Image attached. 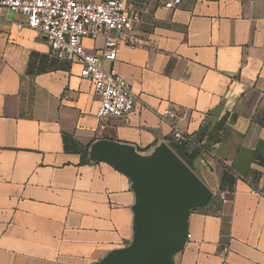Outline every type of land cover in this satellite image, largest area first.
Masks as SVG:
<instances>
[{"label":"crops","instance_id":"0c3cea01","mask_svg":"<svg viewBox=\"0 0 264 264\" xmlns=\"http://www.w3.org/2000/svg\"><path fill=\"white\" fill-rule=\"evenodd\" d=\"M167 1L129 0L143 45L104 65L132 86L128 125L100 119L80 66L1 16L0 264H99L129 246L132 182L89 152L109 140L149 154L170 137V107L186 112V153L214 194L190 213L174 264H264V197L252 194L264 192V0ZM84 45L99 55L104 40Z\"/></svg>","mask_w":264,"mask_h":264},{"label":"built area","instance_id":"2783aa9c","mask_svg":"<svg viewBox=\"0 0 264 264\" xmlns=\"http://www.w3.org/2000/svg\"><path fill=\"white\" fill-rule=\"evenodd\" d=\"M129 0H0V18L3 12H13L23 21L16 22L18 30L30 29L37 32L48 44L51 55L60 60L80 66V78L91 83L101 99L97 116L100 119L115 118L128 125L136 106V97L130 83L116 71L106 70V62H115L120 45L136 48L143 41L135 33L141 15L129 13ZM181 0L165 2L166 9H173ZM104 40L99 55L86 51L84 42ZM186 112L167 108L163 120L169 122L171 134L167 144H186L191 137L182 130L181 121ZM252 194L264 197L257 189ZM223 201L226 198L222 197Z\"/></svg>","mask_w":264,"mask_h":264},{"label":"water","instance_id":"95a60500","mask_svg":"<svg viewBox=\"0 0 264 264\" xmlns=\"http://www.w3.org/2000/svg\"><path fill=\"white\" fill-rule=\"evenodd\" d=\"M89 159L128 177L136 199L131 244L99 264H174L188 244L190 213L214 197L209 187L165 142L141 154L132 145L101 140L92 145Z\"/></svg>","mask_w":264,"mask_h":264},{"label":"trees","instance_id":"16d2710c","mask_svg":"<svg viewBox=\"0 0 264 264\" xmlns=\"http://www.w3.org/2000/svg\"><path fill=\"white\" fill-rule=\"evenodd\" d=\"M171 148L175 153L191 168L193 166V161L195 160V155H187V145L186 144H172Z\"/></svg>","mask_w":264,"mask_h":264},{"label":"rangeland","instance_id":"374dc122","mask_svg":"<svg viewBox=\"0 0 264 264\" xmlns=\"http://www.w3.org/2000/svg\"><path fill=\"white\" fill-rule=\"evenodd\" d=\"M3 15L8 16L11 19H18V21H23V18L21 16H17L13 12H8L7 10L3 12ZM192 168V170H195L194 166H192Z\"/></svg>","mask_w":264,"mask_h":264}]
</instances>
